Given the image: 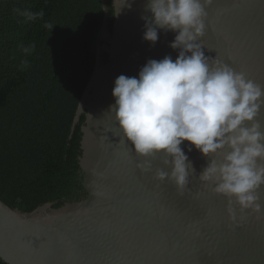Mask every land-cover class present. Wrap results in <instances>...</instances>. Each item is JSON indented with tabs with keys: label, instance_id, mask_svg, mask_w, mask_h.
Segmentation results:
<instances>
[{
	"label": "water",
	"instance_id": "water-1",
	"mask_svg": "<svg viewBox=\"0 0 264 264\" xmlns=\"http://www.w3.org/2000/svg\"><path fill=\"white\" fill-rule=\"evenodd\" d=\"M146 2L112 0L111 28L104 22L98 33L96 65L74 119L84 115L78 160L85 197L30 213L0 199V258L7 264H264V217L251 213L234 223L228 197L199 179L213 157L181 145L195 169L181 192L156 177L158 169L171 171L163 153L138 155L109 112L119 75L138 77L149 59L178 55L170 47L176 32L158 29L155 44L143 39ZM205 11L198 41L205 55L264 86V0H212ZM259 119L264 125V109ZM145 160L148 170L138 167ZM259 195L264 211V185Z\"/></svg>",
	"mask_w": 264,
	"mask_h": 264
},
{
	"label": "clouds",
	"instance_id": "clouds-1",
	"mask_svg": "<svg viewBox=\"0 0 264 264\" xmlns=\"http://www.w3.org/2000/svg\"><path fill=\"white\" fill-rule=\"evenodd\" d=\"M211 2L147 0L145 12L150 15L141 17L146 29L143 39L155 44L158 29L176 32L170 47L179 49L178 55L175 60L171 55L149 59L138 77L119 75L109 112H114L124 138L138 155L163 153L171 171L158 169L156 177L161 181L167 177L181 192L189 183L190 171L195 172L181 145L187 141L189 152L194 146L204 157H213L199 179L228 197L229 219L239 223L251 213L264 217L259 195L264 185V125L259 119L264 86L205 55L198 41L205 34V8ZM20 14L27 21L44 16L43 11ZM44 27L51 30L53 24L46 22ZM34 48L33 44L23 52L30 54ZM138 167L148 170L150 162Z\"/></svg>",
	"mask_w": 264,
	"mask_h": 264
},
{
	"label": "trees",
	"instance_id": "trees-1",
	"mask_svg": "<svg viewBox=\"0 0 264 264\" xmlns=\"http://www.w3.org/2000/svg\"><path fill=\"white\" fill-rule=\"evenodd\" d=\"M16 9L44 16L27 21ZM113 17L112 0H0V199L11 208L30 213L85 197L84 115L74 119L96 65L98 33Z\"/></svg>",
	"mask_w": 264,
	"mask_h": 264
},
{
	"label": "snow or ice",
	"instance_id": "snow-or-ice-1",
	"mask_svg": "<svg viewBox=\"0 0 264 264\" xmlns=\"http://www.w3.org/2000/svg\"><path fill=\"white\" fill-rule=\"evenodd\" d=\"M206 18H207V16H206ZM206 18H205V20H206ZM141 169H144V168H142V167H140Z\"/></svg>",
	"mask_w": 264,
	"mask_h": 264
},
{
	"label": "bare ground",
	"instance_id": "bare-ground-1",
	"mask_svg": "<svg viewBox=\"0 0 264 264\" xmlns=\"http://www.w3.org/2000/svg\"><path fill=\"white\" fill-rule=\"evenodd\" d=\"M52 205V204H51ZM1 259V258H0ZM2 260V259H1ZM4 262V261H3ZM6 263V262H5Z\"/></svg>",
	"mask_w": 264,
	"mask_h": 264
}]
</instances>
